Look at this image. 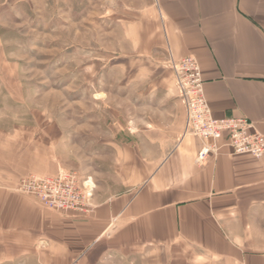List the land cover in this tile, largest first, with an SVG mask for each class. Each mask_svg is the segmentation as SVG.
<instances>
[{
    "label": "crops",
    "instance_id": "1",
    "mask_svg": "<svg viewBox=\"0 0 264 264\" xmlns=\"http://www.w3.org/2000/svg\"><path fill=\"white\" fill-rule=\"evenodd\" d=\"M153 7L137 54L159 48L165 57H195L212 115L247 118L264 137V0H153ZM154 119L119 149L127 187L94 197L87 217L64 218L1 179L0 264H99L83 253L106 233L118 246L187 247L203 264H264V156H236L222 142L197 163L203 141L185 133L186 115Z\"/></svg>",
    "mask_w": 264,
    "mask_h": 264
},
{
    "label": "rangeland",
    "instance_id": "2",
    "mask_svg": "<svg viewBox=\"0 0 264 264\" xmlns=\"http://www.w3.org/2000/svg\"><path fill=\"white\" fill-rule=\"evenodd\" d=\"M152 13L153 0H0V180H13L16 191L30 175L74 172L91 182V213L94 197L127 187L119 149L137 142L146 120L185 115L170 56L134 47ZM107 239L83 256H99V264H203L187 247Z\"/></svg>",
    "mask_w": 264,
    "mask_h": 264
},
{
    "label": "built area",
    "instance_id": "3",
    "mask_svg": "<svg viewBox=\"0 0 264 264\" xmlns=\"http://www.w3.org/2000/svg\"><path fill=\"white\" fill-rule=\"evenodd\" d=\"M172 70L176 97L186 115L185 133L203 141L195 160L201 163L209 153L216 155L219 145L225 142L232 153L264 156V137L252 128L244 117L212 115L204 95L203 78L198 60L184 56L166 61ZM16 192L30 196L48 209L74 217L88 216L92 211V188L74 172L60 171L55 176H34L20 180Z\"/></svg>",
    "mask_w": 264,
    "mask_h": 264
}]
</instances>
